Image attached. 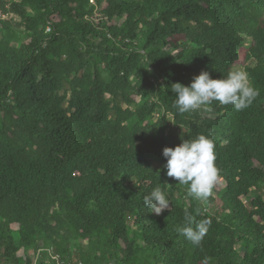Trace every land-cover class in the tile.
<instances>
[{
  "label": "trees",
  "instance_id": "obj_1",
  "mask_svg": "<svg viewBox=\"0 0 264 264\" xmlns=\"http://www.w3.org/2000/svg\"><path fill=\"white\" fill-rule=\"evenodd\" d=\"M0 27V264H264V0H0ZM237 67L250 107H174L173 83ZM200 134L207 202L163 168ZM185 211L211 220L199 245Z\"/></svg>",
  "mask_w": 264,
  "mask_h": 264
},
{
  "label": "clouds",
  "instance_id": "obj_2",
  "mask_svg": "<svg viewBox=\"0 0 264 264\" xmlns=\"http://www.w3.org/2000/svg\"><path fill=\"white\" fill-rule=\"evenodd\" d=\"M170 87L176 97L174 107L181 114L211 112L213 102L232 105L236 111H242L250 107L259 95V90L251 83L248 73L239 67L222 78H212L208 71L202 70L193 77L189 85L176 82ZM162 154L167 158L163 165L167 176L186 185L189 194L197 200L207 202L219 178L214 141L200 134L191 140L183 139L174 148L164 147ZM143 204L147 211H154L159 215L169 208L170 200L156 187L144 196ZM210 225L211 220L196 221L191 213L185 211V225L179 227L177 232L193 245H199Z\"/></svg>",
  "mask_w": 264,
  "mask_h": 264
},
{
  "label": "rangeland",
  "instance_id": "obj_3",
  "mask_svg": "<svg viewBox=\"0 0 264 264\" xmlns=\"http://www.w3.org/2000/svg\"><path fill=\"white\" fill-rule=\"evenodd\" d=\"M5 16H2V18H4ZM2 35H3V29H1V27H0V38L2 37ZM225 185H224V181L222 180V179H220V178H218V180H217V182H216V184H215V186H214V188H213V193H212V195L213 196H215L216 195V193H218L219 192V190L220 189H222L223 187H224ZM264 191V190H263ZM30 253H31V256L35 259V260H39V255H40V253H35V251L34 250H31L30 251ZM54 254V253H53ZM53 258H55V257H53Z\"/></svg>",
  "mask_w": 264,
  "mask_h": 264
}]
</instances>
